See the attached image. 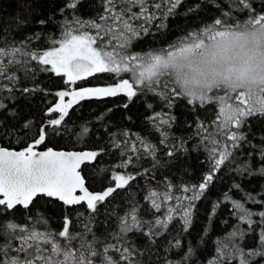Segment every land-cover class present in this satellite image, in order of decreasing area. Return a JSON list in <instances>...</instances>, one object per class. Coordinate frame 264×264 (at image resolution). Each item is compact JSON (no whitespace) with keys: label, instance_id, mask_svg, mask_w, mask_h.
<instances>
[{"label":"snow or ice","instance_id":"snow-or-ice-1","mask_svg":"<svg viewBox=\"0 0 264 264\" xmlns=\"http://www.w3.org/2000/svg\"><path fill=\"white\" fill-rule=\"evenodd\" d=\"M181 5L194 26L173 24ZM11 9L0 13V264H264V82L253 100L239 76L194 85L182 71L242 27L264 34V0Z\"/></svg>","mask_w":264,"mask_h":264},{"label":"clouds","instance_id":"clouds-1","mask_svg":"<svg viewBox=\"0 0 264 264\" xmlns=\"http://www.w3.org/2000/svg\"><path fill=\"white\" fill-rule=\"evenodd\" d=\"M249 27L248 35L243 43L241 54L227 62H199L200 71L195 73L196 78L221 79L224 76H239L246 90L252 91L255 100L257 89L264 82V34L255 32Z\"/></svg>","mask_w":264,"mask_h":264},{"label":"rangeland","instance_id":"rangeland-1","mask_svg":"<svg viewBox=\"0 0 264 264\" xmlns=\"http://www.w3.org/2000/svg\"><path fill=\"white\" fill-rule=\"evenodd\" d=\"M249 29V28H248ZM248 29L241 28V31L248 32ZM247 35L239 36L234 38L231 41L230 46L228 47L227 51H225L222 55L216 57L215 60L212 61H217V62H227L231 60L233 57L238 56L241 54V50L243 47V43L246 40ZM199 58L195 59L191 63H188L184 66L182 71L188 76V78L193 82V84H197L199 82H202L204 80L205 76L203 79H198L195 76V73L200 71V63ZM261 86V85H260Z\"/></svg>","mask_w":264,"mask_h":264},{"label":"trees","instance_id":"trees-1","mask_svg":"<svg viewBox=\"0 0 264 264\" xmlns=\"http://www.w3.org/2000/svg\"><path fill=\"white\" fill-rule=\"evenodd\" d=\"M191 0H185V3H190ZM207 2V0H205V3ZM11 0H0V13H4L7 14L11 11ZM184 12V5H181L180 8L178 9V13L179 15L175 18H171L173 24L176 25H189L192 24L194 26V22L191 21L190 18H185L182 14ZM218 14V13H217ZM208 13L206 11H202L201 14L197 17V19H206L207 18ZM244 17H240V19H243ZM173 36H168L167 37V42H172V40L174 39V36L180 35L182 34V27L180 31H177L175 28L173 29ZM149 47H164L166 46L164 43H157V44H153V45H148ZM138 48H140V45H137ZM107 78V77H106ZM95 108V105L93 106ZM203 213V209L201 210ZM226 214V213H225ZM201 222H203V215H201ZM222 226V225H221Z\"/></svg>","mask_w":264,"mask_h":264}]
</instances>
